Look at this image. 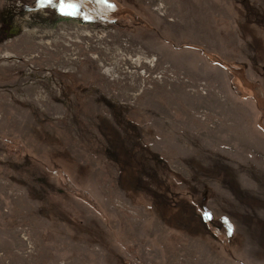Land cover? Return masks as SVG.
<instances>
[{"label": "rangeland", "instance_id": "1", "mask_svg": "<svg viewBox=\"0 0 264 264\" xmlns=\"http://www.w3.org/2000/svg\"><path fill=\"white\" fill-rule=\"evenodd\" d=\"M66 2L0 0V264H264V0Z\"/></svg>", "mask_w": 264, "mask_h": 264}, {"label": "snow or ice", "instance_id": "2", "mask_svg": "<svg viewBox=\"0 0 264 264\" xmlns=\"http://www.w3.org/2000/svg\"><path fill=\"white\" fill-rule=\"evenodd\" d=\"M37 4L41 7H50L55 6L61 13L76 15L78 14L79 5L76 3L66 2V0H59L56 3V0H36ZM100 2L107 3V0H100ZM109 7H115V5L109 4ZM89 17L85 16V19ZM205 216H210L209 213H205ZM231 227V225H229Z\"/></svg>", "mask_w": 264, "mask_h": 264}, {"label": "trees", "instance_id": "3", "mask_svg": "<svg viewBox=\"0 0 264 264\" xmlns=\"http://www.w3.org/2000/svg\"><path fill=\"white\" fill-rule=\"evenodd\" d=\"M262 109V108H261Z\"/></svg>", "mask_w": 264, "mask_h": 264}]
</instances>
